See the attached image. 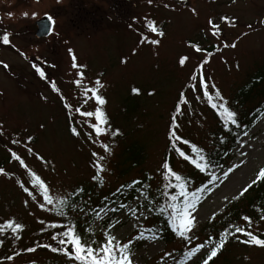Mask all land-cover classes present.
<instances>
[{
    "label": "rangeland",
    "instance_id": "1",
    "mask_svg": "<svg viewBox=\"0 0 264 264\" xmlns=\"http://www.w3.org/2000/svg\"><path fill=\"white\" fill-rule=\"evenodd\" d=\"M193 8L196 14L192 12ZM45 15L52 18V32L37 37L36 22ZM221 16L234 19L235 26L218 21L221 37H206L207 19ZM145 18L155 20L165 35L157 37L148 33L143 25ZM262 21L264 0H151V3L149 0H0V35L9 33L11 41L9 45L0 43V125H3L0 168L11 174V178L0 175V221L15 218L23 223L24 239L33 237L40 220L45 221V226L60 221L59 216L40 209L39 203L43 201L38 193H34L37 201H32L19 188L17 179L31 188L29 177L18 162L11 160L8 148L17 151L55 192L66 193L83 187L85 191L77 198V205L86 213L110 191L125 182L142 178L145 173L152 177L151 188L157 187L160 180L157 170L168 136V116L180 91H184L189 99L184 111H194L187 119L189 122L184 120V127L189 129L186 135L205 147L208 132L215 130L206 101L196 99V93L187 87L189 75L200 61L208 58L204 71L209 83H214L227 101L232 96L237 99L240 88L249 83L264 64ZM141 34L160 39V44L141 45ZM189 42L200 44L206 52L195 53L188 47ZM225 42L237 46L224 48ZM210 46H213L212 56L207 57ZM69 48L73 49L78 64L86 65V69L72 68ZM181 55L189 56L184 67L178 63ZM33 63L44 69V79L32 68ZM4 64L8 67L4 68ZM78 71L85 72L82 83L86 86H93L98 77L105 84L101 90L107 101L104 108L112 128H119L121 132L115 138L102 137L112 148L111 156L88 139L90 129L85 122L88 118L75 111L76 108L81 111L95 109V102L85 103L82 89L73 82L78 78ZM52 83L60 89L59 93L52 91ZM133 87L140 90L139 94L132 93ZM61 95L64 100L60 99ZM238 101L248 109L257 103V100L248 102L242 98ZM65 102L72 106L71 110L64 111ZM67 111L72 115L70 121ZM204 111H207L205 116ZM70 126L78 128L80 137L70 134ZM29 135L34 138L31 142L27 141ZM16 138L21 139V144L11 143ZM25 143L43 156L47 165L29 155ZM93 150L106 156L104 183L96 188L98 183L90 179L94 171L90 157ZM232 153L233 157L223 171L233 165L240 167L219 188L213 186L215 190L204 195L194 230L200 237L198 242L207 236L208 228L204 225L214 222L210 219L211 214H218L231 201V195L264 166V117L255 121ZM132 159H136L137 164L129 167ZM190 166L179 158L174 159L175 169L184 171ZM219 175L223 180L222 174ZM136 196L128 204H134ZM225 196L229 201H225ZM25 199L29 201L28 207L24 205ZM141 202L145 203L142 197ZM111 213L92 224L97 232L101 233L111 223L116 225L114 233L124 240L135 234L136 230L129 226L132 218L126 209L123 214ZM70 217L80 218V221L86 219L79 212L70 213ZM118 219L120 223H117ZM262 225L260 227H264V223ZM228 245L213 264H264V248L236 243ZM182 246L180 240L172 244L137 241L134 264H161L165 252L171 251L176 256ZM34 260L39 262L43 258L41 254H30L3 264H29ZM170 260L166 259L164 264H169L167 261ZM63 263L70 264L64 259Z\"/></svg>",
    "mask_w": 264,
    "mask_h": 264
},
{
    "label": "snow or ice",
    "instance_id": "2",
    "mask_svg": "<svg viewBox=\"0 0 264 264\" xmlns=\"http://www.w3.org/2000/svg\"><path fill=\"white\" fill-rule=\"evenodd\" d=\"M151 3V0H149ZM165 7H168L166 4ZM192 12L196 14V9H192ZM27 15V13H25ZM51 20V17H48ZM223 22L229 26L234 27L236 21L227 16H221L218 18L209 17L206 21V28L204 35L219 39L222 35L221 23ZM264 23V21H262ZM144 28L150 34H155L157 37H163L164 31L160 29L157 22L153 19H147L143 21ZM132 25L129 24V28ZM252 26L249 25V28ZM0 43L9 45L10 34L3 33L0 35ZM139 43L149 45H159L160 39H150L148 35L141 34L139 36ZM236 43L225 42L224 48H235ZM188 47L195 51V53L206 52V49L202 48L200 44L195 42H189ZM219 51V49H217ZM68 52L72 59L73 69H86V65H80L77 62V57L73 52V49L69 48ZM23 55V53H21ZM135 54V50H133ZM212 53L207 52V57H211ZM189 60L188 55H181L178 63L181 67L186 66V62ZM127 61H122L126 63ZM209 63V59L205 58L198 63L194 71L189 75L186 81L187 87L191 92L196 93V99L206 101V103L214 110H216L223 127L226 131H230L229 126L240 128L241 125L238 120V113L232 110L228 106V101L223 97L222 93L214 83H209V79L204 71L205 65ZM4 68L8 65L4 64ZM238 67V65H237ZM32 68L38 74L41 79L46 77L44 69L37 64L33 63ZM102 75V74H101ZM78 78L73 82L77 88L82 89V94L85 97V103L89 101L95 102L94 111H81L80 108H76L75 111L82 117L88 118L85 121L88 124L90 132L88 133V139L92 143L103 150V153L108 156L112 155V148L109 144L103 142L102 137L110 135L115 138L118 137L121 132L119 128L113 129L109 117L105 111L104 106L107 101L102 95L101 90L105 88V84L98 77L95 79L93 86L89 87L82 83L85 79V72L78 71ZM53 92H60V89L55 83L51 84ZM133 94H139L140 90L136 87L131 89ZM150 95L152 93H149ZM45 99H47L45 97ZM61 100H64V96H60ZM189 104L188 96L184 91L178 93L176 103L174 105V113L170 117V127L168 130V143L171 145L172 152L182 158L191 165L195 170L205 176V180L196 186L190 177L175 171L168 159H164L157 170L162 182L161 196L164 198L163 202H159V199H152L149 193L151 189L152 177H147L149 183L142 185V181L133 179L130 183L122 184L113 195L122 193L125 188L133 189L137 196L135 197L134 204L120 203L117 207L102 206L99 210H93L91 215L94 218L89 226L83 229L81 232L77 223L70 217V213H81L87 216L83 207L77 205V198L81 197L85 191L83 187H77L66 193L55 192L48 183L39 175L36 171L28 166L25 159L21 157L17 151L8 148L11 160L19 163L20 167L25 169L29 177L28 183L31 188L26 186L24 182L17 179L16 183L19 188L31 197L32 201H37L38 197L34 193H38L42 198V203H39L40 209L54 213L63 219H67L68 223L58 224L51 223L49 225L52 229H61L54 232L51 235V240L55 242V246L52 243L37 244L36 247H28L23 251L28 253L36 252L38 248H44L52 253L61 254L67 257L73 264H134V246L137 241L148 240L158 241L160 239L158 230L155 228H147L141 220L148 221L150 215L153 212H157L160 216H163L166 220V226L171 232L179 238L184 245V250L180 257H176L173 252L168 251L161 257V264L168 258L171 259L172 264H210L215 258L222 252L226 244L230 239H235L238 243L248 247L264 248V233H257L253 230L254 222L253 218L249 215H243L240 217L244 226L240 224H229L223 231L219 233L218 238L215 235H208L207 238L200 241V237L195 235L194 230L197 227V214L199 206L204 199V193L212 192L215 188H219L221 184L234 173L236 168L240 165H233L223 171V165L217 164L215 161L209 158L205 149L191 142L189 139L184 138L180 134L181 124L178 121V117L183 115L184 106ZM65 109L71 110L72 106L67 102L64 103ZM94 120V122H93ZM68 131L74 137H80L81 132L75 126H70ZM3 135V125H0V136ZM244 136L248 133L244 132ZM33 137L29 135L27 141H33ZM21 139H12L11 143L15 145L21 144ZM224 143V140H221ZM181 145H185L190 149V152L186 151ZM26 151L29 155L35 156L36 160L43 161L47 165L48 161L38 153H35L32 147H28L25 143ZM243 143L241 142V147ZM244 155V153H241ZM227 155V153H225ZM91 167L94 170L90 179L93 182L103 185V174L107 171L105 167L106 156L98 151H91ZM218 171L222 174L218 175ZM0 175L11 178V174L5 169L0 168ZM264 181V166L258 168L255 172L254 178L241 186V188L231 195V201H236L242 198L254 185ZM215 186V188L213 187ZM143 201L147 202L142 203ZM105 200L108 198L105 197ZM225 201H229V197H224ZM25 207L29 206V201L24 200ZM127 210V215L132 219L129 220V226L136 230L135 234H132L127 240L122 239L114 233L116 225L108 223L107 227L103 229L100 236H97L96 228L92 226L95 220H104L105 216L109 212H122ZM260 212L258 217L259 223H264V207L257 209ZM103 213V215H102ZM217 213L211 214V220L216 219ZM121 221L118 219L117 223ZM41 225L45 224L44 220H40ZM259 223L255 226L258 227ZM24 224L18 222L15 218H7L0 221V236H7L11 234L14 240L19 241L21 239V233L24 231ZM44 229L42 228L41 231ZM147 233V234H146ZM243 237V238H242ZM3 241H0L2 244ZM21 255V252H14V254L4 256L3 260L14 261V259ZM247 259V257H245ZM3 260H0V264H3ZM35 264V262H33Z\"/></svg>",
    "mask_w": 264,
    "mask_h": 264
},
{
    "label": "trees",
    "instance_id": "3",
    "mask_svg": "<svg viewBox=\"0 0 264 264\" xmlns=\"http://www.w3.org/2000/svg\"><path fill=\"white\" fill-rule=\"evenodd\" d=\"M212 50H213V46H210V48L207 49L208 52H212ZM238 98L240 99L242 98V100H247L248 102H253L254 100H257V103L251 109H248L244 107L243 103H240L238 101ZM228 101H230V104H228V106L232 110L238 113V120H239L241 127L236 128L234 126H229L230 131H226L223 127V124L219 116L217 115L216 110L212 109L208 104H206L208 106V108L206 109L207 111L211 112L212 118L214 120L215 130H211V132H208V137L206 139L208 144L205 147H202L205 149L209 158L215 161L217 164L223 165V168L229 165L233 157V153L231 154V152L239 144L241 138L244 136L243 133L244 132L248 133L252 129L255 121L264 117V64L261 65L257 73L251 77L249 83H247L246 85H243L240 88L239 93L237 94V99L232 96L231 98L228 99ZM190 107L192 106L190 105ZM64 111H66L65 108H64ZM207 111H204V116H205V112ZM67 113L69 114L68 120L70 121L72 118V115L70 114L69 111H67ZM173 113H174V109L173 111L169 112L168 130L170 127V117L173 115ZM193 114H194V111H183V115H180L178 117V121L181 124L180 134L184 138L189 139L191 142H193L192 141L193 138L186 135L189 129L184 127V120L189 122V120L187 119H189ZM221 140H224V143H221ZM181 147H183L186 151L190 152V149L187 146L181 145ZM225 153H227V155H225ZM176 158H179L181 161H183L182 158H180L179 156L175 155L172 152L171 145L168 143V136H167L166 147L163 153L162 161L164 159H168L170 161L171 166L173 167L175 171H178L184 174L185 176L190 177L196 186H199L205 180V176L199 173L197 170H195L192 166L188 167V169L184 171L175 169L174 159ZM184 162L188 164L186 161ZM136 164H137L136 159H132L129 167L136 166ZM219 174L220 172L218 171V175ZM147 177H149V175L145 173L142 178H137V179L142 181V185H147L149 183V181L147 180ZM151 182L152 181H150V183ZM127 183H130V182H127ZM123 184H126V182ZM97 186L99 187L100 185L96 184L94 188H96ZM117 188H115V190L110 191L108 193V195L106 196L108 198L107 200L104 199L105 197L101 198L97 206L87 213L88 215L86 216L85 221H80L79 220L80 218L74 219L81 232H83V229L88 227L89 223H91L92 220L94 219L91 215L93 210H99L100 207L105 206V205L106 206L112 205L113 207H117L120 203L128 204V202L131 199H133V197L137 194L133 189L125 188L122 193H117L113 195V193L116 192ZM161 188H162V182H161V177H160L158 186L155 187L154 189L151 188L149 190V193L152 199L155 200L158 198L159 202L162 203L164 198L161 196ZM206 193H204V195ZM146 203L147 202H145V204ZM261 207H264V181L259 182L258 184L254 185L239 200L230 201L217 214L218 218L215 219L212 224L204 225V227L208 228L207 236L215 235L218 238L219 233L223 231L224 228H226L229 224H240L241 226H244L243 221H241L240 219V217H242L243 215H249L253 218V222H254L253 230L255 232L264 233V227H260V226H263L262 225L263 223L260 224L258 221L260 212L257 211V209H260ZM116 213L117 212L111 213V214L113 215ZM59 218H60L59 219L60 221H56V223L58 224L68 223L67 219H63L61 217ZM143 222H144L143 224L145 225V227L155 228L158 230V235L160 237L159 241L172 244L174 241L179 240V238H177L171 232V230L167 228L165 218L163 216H160L157 212H153L150 215L148 221H143ZM257 223H259L258 227L255 226ZM42 228L44 229L43 231H41ZM60 230L61 229H52L47 224L46 226L45 224L44 225L40 224L36 228L35 233L31 239L29 238L24 239L23 232L26 231L25 227H24V231L21 233V239L19 241L14 240L11 234L7 236H0V241H3V243L0 244V260H3L4 256L6 255L14 254V252H21L20 256H25V255H30V254H41V258H43V261L37 262L34 260L33 262H35V264H64L63 259L66 262L68 261L70 262V264H73V262L70 261L67 257L61 254L52 253L49 250L44 249V248H38L37 251L33 253H28L26 251H23L24 249L28 247H36L37 244L52 243L55 246V242L51 240V235L54 232H57ZM100 234L101 233L97 232L98 237L100 236ZM207 236L205 237L207 238ZM205 237H203V239H205ZM141 241H145V240H141ZM229 243H236L238 245H243V244L238 243L235 239H230L229 242L226 244L225 248L229 246L228 245ZM183 250H184V245L178 250L179 252L175 253L176 257H180ZM50 256L52 257L51 259H50ZM18 257H16L15 259H17ZM5 261L6 260H3V262ZM33 262L29 264H33ZM167 263L172 264V261L171 260L167 261ZM210 264H213V262H210Z\"/></svg>",
    "mask_w": 264,
    "mask_h": 264
},
{
    "label": "water",
    "instance_id": "4",
    "mask_svg": "<svg viewBox=\"0 0 264 264\" xmlns=\"http://www.w3.org/2000/svg\"><path fill=\"white\" fill-rule=\"evenodd\" d=\"M48 17L49 16H44L43 19L36 22L37 30H36L35 35L37 37L47 36L51 33L53 21H52V19L49 20Z\"/></svg>",
    "mask_w": 264,
    "mask_h": 264
}]
</instances>
